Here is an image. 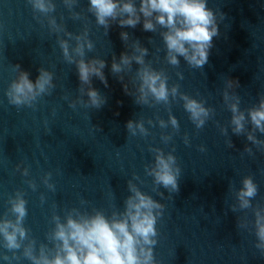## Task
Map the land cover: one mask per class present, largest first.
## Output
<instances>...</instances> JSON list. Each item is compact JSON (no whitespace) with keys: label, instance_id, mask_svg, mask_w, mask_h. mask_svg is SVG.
Returning a JSON list of instances; mask_svg holds the SVG:
<instances>
[{"label":"water","instance_id":"water-1","mask_svg":"<svg viewBox=\"0 0 264 264\" xmlns=\"http://www.w3.org/2000/svg\"><path fill=\"white\" fill-rule=\"evenodd\" d=\"M0 264H264V0H0Z\"/></svg>","mask_w":264,"mask_h":264}]
</instances>
